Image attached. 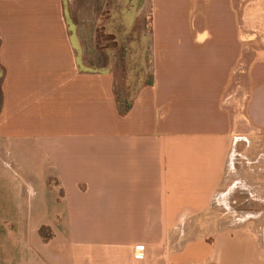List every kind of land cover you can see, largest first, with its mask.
Segmentation results:
<instances>
[{"label":"crops","instance_id":"obj_1","mask_svg":"<svg viewBox=\"0 0 264 264\" xmlns=\"http://www.w3.org/2000/svg\"><path fill=\"white\" fill-rule=\"evenodd\" d=\"M72 2L0 0V264H264V0H130L132 91Z\"/></svg>","mask_w":264,"mask_h":264},{"label":"rangeland","instance_id":"obj_2","mask_svg":"<svg viewBox=\"0 0 264 264\" xmlns=\"http://www.w3.org/2000/svg\"><path fill=\"white\" fill-rule=\"evenodd\" d=\"M71 8L72 19L69 13L67 15L71 35L75 39V26L82 32L87 48H89L87 55L90 65L92 67L109 66L114 72L117 90L132 91V87L126 85L143 83L150 73L148 62L138 59L139 51L131 39L142 36L141 41L144 42L143 36L147 35L144 24L147 21L143 20L141 27L140 21L133 25L135 9L130 7V0H73ZM145 16L146 11L143 13V18ZM114 40L117 41L116 47L109 48L106 53L100 51L103 45L114 46ZM120 91L118 94L120 97H118L123 100ZM17 174V179L26 182V191H29L27 182L33 181L34 183L33 193L26 192L27 196L46 197L39 187V179L36 177L38 173H34V177L31 178L21 171ZM14 175L16 176V173ZM49 183L55 188L56 184L53 179H50ZM259 226L264 228V221H257L255 228Z\"/></svg>","mask_w":264,"mask_h":264},{"label":"trees","instance_id":"obj_3","mask_svg":"<svg viewBox=\"0 0 264 264\" xmlns=\"http://www.w3.org/2000/svg\"><path fill=\"white\" fill-rule=\"evenodd\" d=\"M150 82V81H149ZM120 97V96H119ZM118 97V102H119V109L121 110V112H125L127 109H128V104L127 105H125L126 104V101L123 99H120ZM45 229L43 228V229H41V231H44Z\"/></svg>","mask_w":264,"mask_h":264}]
</instances>
